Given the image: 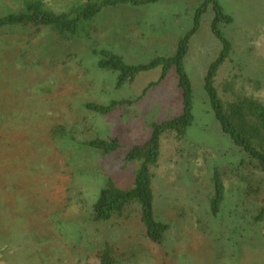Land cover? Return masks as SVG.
Masks as SVG:
<instances>
[{
	"label": "rangeland",
	"instance_id": "374dc122",
	"mask_svg": "<svg viewBox=\"0 0 264 264\" xmlns=\"http://www.w3.org/2000/svg\"><path fill=\"white\" fill-rule=\"evenodd\" d=\"M79 1L45 0L63 7ZM203 2L107 6L88 23L95 34L68 44L55 42L47 30L0 32V102L6 100L17 110L8 133L3 131L14 143L0 152V160L10 150L21 164H0V188L6 189L1 182L16 180L13 188L20 193L14 195V209L21 215L14 216V209L0 211V220L11 227L8 245L0 239V264H98L97 253L105 244L114 250V264H264V222H252L261 199L248 200L249 208L239 205L245 182L228 181L219 215L208 214L212 171L229 172L226 169L236 168L241 159L220 131L203 87L222 47L211 31L210 8L199 18L184 57L193 122L182 139L174 133L160 139L151 182L154 214L169 225L161 244L146 238L138 204L107 223L90 216V206L106 183L123 190L133 186L139 163L125 162L127 151L148 140L153 123L182 113L174 68L161 80V66L141 71L117 88L118 73L97 65L100 51L109 50L130 66L171 57L182 36L193 29L194 12ZM218 2L232 18L218 27L232 48L215 79L218 93L223 101H231L223 87L235 77L236 89L264 104V0ZM15 10L17 4L0 0V14ZM113 100L133 102L107 116L83 108L87 102L105 105ZM58 126L66 131L63 138L51 135ZM71 135L76 141L118 137L121 148L103 156L66 140ZM249 170L241 167L239 175L244 178ZM16 230L23 233L14 234ZM44 235L45 242L40 240Z\"/></svg>",
	"mask_w": 264,
	"mask_h": 264
},
{
	"label": "trees",
	"instance_id": "16d2710c",
	"mask_svg": "<svg viewBox=\"0 0 264 264\" xmlns=\"http://www.w3.org/2000/svg\"><path fill=\"white\" fill-rule=\"evenodd\" d=\"M16 1L11 0L14 5L17 4V10L4 11L0 14V32L5 30H47L53 36L55 42L68 44L74 39L87 38L93 32L95 34L96 29L94 28L90 31L88 23L107 6H147L160 4L167 0H80L76 5L65 7L61 6L63 4L48 3L45 0ZM209 8L214 14L211 31L220 41L222 47L218 57L210 64L203 78V87L214 117L219 124L220 131L228 136L240 153L241 159L236 168L226 169L235 178L234 180L230 178L229 172H222L218 169L212 171L208 214L212 218H216L219 215L225 201L226 184L228 181L233 182L240 179V182H245V186L240 189L242 199L239 205L242 208H249L248 200L254 201L260 198L261 201L257 203L256 214L252 222H264V104L255 98L254 95L248 94L244 89H236V85L233 83L235 77L233 80L232 77L227 79L229 82L223 87L224 92H228L232 96L231 101H223L218 93L215 79L224 63L229 59L232 49L230 42L223 37L218 28L221 23L230 24L232 18L224 14L218 0H204L201 6L195 10L193 29L188 30L182 36L177 43L176 52L171 57H158L144 66H130L120 56L111 51L105 49L100 51L101 59L97 65L100 69L118 73L117 88L124 86L125 83H131L141 71L161 66L163 68L161 80L165 77L168 69L174 68L177 87L181 92L182 113L170 120L153 123L152 133L148 140L140 145L132 146L127 151L124 155V161L139 163L134 175L133 186L123 190L111 182L106 183V187L99 191L98 197L90 206V216L94 222H110L118 216L121 217L120 214L128 206L138 204L140 206V223L145 228L146 238L153 243L161 244L163 235L169 229V225L158 221L156 214H154L155 196L151 182L154 178V170L158 167L160 139L166 133H174L178 140L182 139L193 122V92L190 79L184 68V57L189 48V41L198 28L199 18ZM132 102L133 100H113L105 105L87 102L83 105V108L100 116H107L112 114L118 107L131 105ZM0 103V152H2L10 149L8 146L14 143L11 142L10 135L6 136L3 133L6 131L8 133L11 128L8 124L14 119L13 115L17 114V110L6 100ZM65 133L66 131L63 127L59 126L51 131L53 137L63 138L66 135ZM66 140L74 144L79 143L84 148L98 152L103 156L113 154L121 148L118 137H97L93 140L76 141V138L71 135ZM11 153L10 150L5 152V160H0V164L4 165L7 163L8 168L17 165V168H19L21 164L19 160L15 159L19 155L15 157V153ZM248 166L251 167V170H249L250 174L244 178L241 177L239 170L241 167L247 168ZM13 182H16V180L1 182V185L6 186V189L0 188V211L7 210L10 213L14 209V195L20 193V191L13 188ZM15 215L21 216L16 208L14 209ZM28 217L27 220H29ZM63 225H61V228L65 229ZM10 229L11 227H6L5 222L0 220V239H2L5 246L8 245L6 242L9 240L7 235L10 233ZM55 230L58 235L62 233V230L57 225ZM15 233L23 232L16 230L14 231ZM61 235L63 236V233ZM46 239L47 235H44V238L40 236L41 241L45 242ZM74 242L77 241L74 239ZM17 251V246H15L13 252ZM113 253L112 246L105 244L103 249L97 253L98 264H114Z\"/></svg>",
	"mask_w": 264,
	"mask_h": 264
},
{
	"label": "crops",
	"instance_id": "0c3cea01",
	"mask_svg": "<svg viewBox=\"0 0 264 264\" xmlns=\"http://www.w3.org/2000/svg\"><path fill=\"white\" fill-rule=\"evenodd\" d=\"M224 65H225V64H224ZM224 65H223V66H224ZM221 69H222V68H221Z\"/></svg>",
	"mask_w": 264,
	"mask_h": 264
}]
</instances>
